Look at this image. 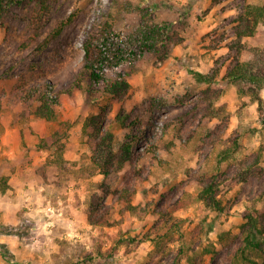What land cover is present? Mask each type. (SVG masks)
Masks as SVG:
<instances>
[{
    "label": "rangeland",
    "instance_id": "374dc122",
    "mask_svg": "<svg viewBox=\"0 0 264 264\" xmlns=\"http://www.w3.org/2000/svg\"><path fill=\"white\" fill-rule=\"evenodd\" d=\"M263 4H5L0 12V196L9 200L11 213L7 220L0 217V264H190L194 250L202 254V264H254L243 258V249L264 264V251L246 249L244 228L246 216L264 207V182L256 175L242 181L239 173L242 163L258 158L264 168V84L254 93L246 84L224 79L244 61L242 44L264 49V20L254 36L237 35L246 7ZM60 24L64 29L55 35ZM86 43L100 46L108 59L98 69L103 79L93 86L84 81L80 89L76 82L82 79ZM121 81L128 88L119 97L107 92ZM47 82L53 87L48 94L55 119H24L26 109L14 101L16 93ZM41 93L32 98V110ZM119 115L141 130L134 147L145 155L134 166L143 180L129 167L109 177L98 172L85 177L93 170L86 119L102 116L109 125ZM113 133L117 147L130 128L115 123ZM53 134L57 147L41 149ZM56 148L64 149L69 161L64 175L50 161ZM224 174L237 183L223 181ZM12 177L18 178L19 192L5 194ZM212 178L219 185L221 210L197 199ZM99 183L111 191L135 188L132 204L146 211L144 217L123 212L109 195L102 200L111 206L105 221L90 225L86 211L92 196L102 194Z\"/></svg>",
    "mask_w": 264,
    "mask_h": 264
},
{
    "label": "trees",
    "instance_id": "16d2710c",
    "mask_svg": "<svg viewBox=\"0 0 264 264\" xmlns=\"http://www.w3.org/2000/svg\"><path fill=\"white\" fill-rule=\"evenodd\" d=\"M18 0H0V12H3L7 6L5 4H11ZM240 23L244 25L239 27L237 35L241 39L245 36H254L257 31L256 28L260 21L264 20V4L259 5H249L242 12L239 17ZM63 26L60 24L58 26L55 35L62 31ZM146 32L144 31V34ZM54 39L50 38L49 40ZM48 43V42H47ZM43 47L39 49L43 51ZM84 60L85 65L82 68V79H78L76 86L80 89L82 88V82L86 81L89 86L97 85L103 76L98 70L104 60L108 59L103 55V52L98 45H93L92 43H86L84 45ZM242 51L245 58L244 61H238L236 67L229 70L224 77L235 84H246L252 92L256 93L259 88L264 84V49L257 47H247L244 44L241 45ZM60 56V54H58ZM196 76V75H195ZM199 76V74H198ZM202 79L207 80L205 76ZM52 85L47 83H41L37 86L27 85L22 87L15 95V100H20L23 102L24 108L23 118L26 119L29 116H34L47 121H52L55 119V111L52 108L53 99L50 98L48 92L52 90ZM128 84L124 81L116 82L107 86L106 90L115 97H119L126 89ZM40 91L41 97L39 99V105L32 110L33 102L32 98L35 94ZM31 95V96H30ZM259 103L261 99L257 98ZM127 115L117 116L115 119L110 121L109 125L104 122V117L102 116H92L86 119L84 124V130L88 136V145L91 151V160L93 163V170L88 173L85 177H91L95 172L103 175L104 177H109L113 174H117L124 170L126 167L131 168L137 172L139 180H143V175L134 166V162L140 161L145 155L144 152L135 150L134 142L140 138V128L134 126L132 121L130 124L127 123ZM118 123L123 128H130V134L127 135L125 141L115 146V136L113 133V124ZM132 124V126H131ZM57 133V132H56ZM55 133V134H56ZM53 134L39 145L41 149H50L52 146L57 147L56 137ZM231 151L226 149L223 151L225 157L231 155ZM257 159L253 163H242L241 169L239 170L242 177V181H245L250 175H256L263 179L264 182V168L259 166ZM58 170L59 175L66 174L69 170V161L64 158V149L56 148L54 157L50 160ZM223 181H232L237 183L233 175L224 174ZM97 189H99L102 194H94L90 202L89 207L86 211L87 222L92 226H97L105 221V217L109 212L111 206H104L102 200L105 196H112V203L121 204L124 211H128L131 214L139 215V218H143L146 211L139 206H134L132 204V196L135 194V188H124L121 191L114 190L111 191L110 187L106 183L97 184ZM219 185L216 179H209L204 183L202 189L197 195V199L202 201L206 206L214 209L221 210V202L217 198V191ZM3 192L5 189L2 190ZM260 196H264V186ZM161 215L167 214L165 209L161 210ZM248 221L245 223V233H246V243L247 248H254L259 251H264V207L256 211V215L248 214ZM241 255L245 260L255 261L249 258L250 253L243 249ZM203 256L196 250L193 251V255L189 258L190 264H202ZM71 264V263H68ZM73 264V263H72Z\"/></svg>",
    "mask_w": 264,
    "mask_h": 264
},
{
    "label": "crops",
    "instance_id": "0c3cea01",
    "mask_svg": "<svg viewBox=\"0 0 264 264\" xmlns=\"http://www.w3.org/2000/svg\"><path fill=\"white\" fill-rule=\"evenodd\" d=\"M16 179H18V178H15V177H12L11 179H9V181L7 182V184H9L10 185V187H7V189L5 190V194H7V193H18L19 191V189H17V185L14 183V181H16ZM29 195H31V194H29ZM4 196V198L6 197L5 195H3ZM2 196H0V217L2 218H4V219H9V216H6V213H8L9 215H10V213L11 212H9L10 210H9V205H11L10 203H9V200L8 199H4ZM14 198V197H13ZM29 199H30V197H28L27 198V200L29 201ZM6 200H8V201H6ZM29 203V205H30V203L31 202H28ZM0 222H1V220H0Z\"/></svg>",
    "mask_w": 264,
    "mask_h": 264
}]
</instances>
